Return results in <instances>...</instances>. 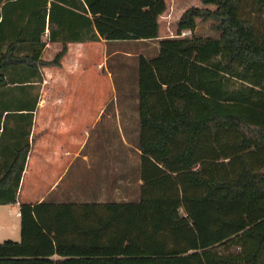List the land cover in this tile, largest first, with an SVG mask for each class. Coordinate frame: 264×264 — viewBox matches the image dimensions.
Returning a JSON list of instances; mask_svg holds the SVG:
<instances>
[{
    "label": "trees",
    "instance_id": "16d2710c",
    "mask_svg": "<svg viewBox=\"0 0 264 264\" xmlns=\"http://www.w3.org/2000/svg\"><path fill=\"white\" fill-rule=\"evenodd\" d=\"M201 2L155 57L140 56L138 200L22 203L21 239L0 242V264H264V0ZM166 9L0 0V205L18 201L40 67L60 65L70 42L157 39ZM199 19L219 35H196ZM47 30L63 46L51 61ZM18 107L29 129L6 142Z\"/></svg>",
    "mask_w": 264,
    "mask_h": 264
},
{
    "label": "rangeland",
    "instance_id": "374dc122",
    "mask_svg": "<svg viewBox=\"0 0 264 264\" xmlns=\"http://www.w3.org/2000/svg\"><path fill=\"white\" fill-rule=\"evenodd\" d=\"M192 6L204 7L205 5L201 0H168V13L162 23V30L166 35L177 36V23L182 14ZM209 7L214 8V6ZM212 24L211 20L199 19L195 34L203 37L218 36L219 34L212 28ZM192 35L191 31L182 33V36L190 37ZM43 39L48 41V46L44 49L42 57L53 60L63 46L60 44L61 42L49 41L48 30ZM120 47V52L105 60L104 55L112 47H103L102 52L100 45L89 43L84 51L86 57L83 64L85 75L81 78L71 76L69 84L72 90L58 88L61 95H68L69 101H66L72 104L73 110L58 118L61 122L63 121V127L58 128L55 123L45 139L50 141L52 150L59 144L58 140L66 139L62 146L72 147L73 151L77 150V146L71 141L72 136L80 138L82 141L85 140L83 154L88 155L90 160L85 162L82 157L74 158L64 155L60 162H57L56 157L47 156L44 158L47 155V150H43L42 144H39L34 153L38 155L34 168L31 165L32 172L26 177L24 176L23 191L18 193L21 204L28 203V200L37 199L44 194L46 196L43 201L46 202L56 204L85 203L79 196L82 192L83 195L90 193L91 190L87 187H90L88 185L91 181L93 183L100 181L103 174L110 170L112 155H114V163L117 155L120 158V178H123L121 184H124L127 179V170H129L132 160L134 163L135 161L139 162L141 158L138 152L141 133L139 62L140 56L143 55L141 53L147 45L131 44ZM151 49L148 48V50ZM125 51H129L131 54H125ZM64 57L60 64L62 69L66 68L64 63L67 62V55L66 59ZM51 67L60 70L59 65H51ZM8 87L13 88L11 83H8ZM79 102L86 106L81 110L83 115L86 114V119H83L81 123H78L75 118V114L79 113L76 109ZM13 132L15 130H7V139ZM31 141L30 143L33 144V140ZM102 163L103 167H101ZM61 174L63 176L51 189L52 184ZM126 187L121 186L120 200L126 197L138 200L140 196L138 181L134 186L131 184ZM83 188H85L84 191ZM31 191L32 193H30ZM28 193L30 197H28ZM18 211V205H0V242L8 239L14 241L21 239V218L17 214Z\"/></svg>",
    "mask_w": 264,
    "mask_h": 264
},
{
    "label": "crops",
    "instance_id": "0c3cea01",
    "mask_svg": "<svg viewBox=\"0 0 264 264\" xmlns=\"http://www.w3.org/2000/svg\"><path fill=\"white\" fill-rule=\"evenodd\" d=\"M166 1L167 9L165 12L159 17V23H160V37L157 39H148V40H127V41H107L106 39L101 38L100 40L97 41H84V42H70L68 43V52H67V62L65 61L64 67L65 69H62L63 67L59 65L58 68H53L51 66H43L40 67V74L38 75L37 78H35L34 83H33V88L31 89L33 95H38V102L35 106V110L31 111L33 115V121H32V126H31V133L29 140H33V144H31V149L28 155L27 159V165L26 169L24 171L21 185H20V192L23 191V183H24V176L26 177L27 175L32 172L31 165L32 167L36 163V159L38 158L37 154L35 153L36 147L39 144H42V149L47 150V155L44 158H47V156L50 157H56L57 162H60L64 156H73L75 157H82L85 162H88L90 160L88 155L83 154V147L85 144V140H81L80 138H76L72 136L71 141L77 146V150L73 151L72 147H67L65 148L62 146L65 142L66 139H63V141L58 140V145L57 147L52 150L50 141L48 142L45 137L49 134V130L52 126H54L55 123H57L58 128L63 127V121L61 122L58 118H61V116H64L66 112L72 111V104L68 102V95L66 96L65 94L60 93L58 91L59 87H63L64 89L67 90H72L71 85L69 84V79L71 78L72 75L75 77L81 78L82 76L85 75L84 68L85 66L84 61L86 60L85 57V47L91 43V45H100V49L103 52V47H112V49L108 50L107 54L104 55V59H109L111 56L115 55L116 53L120 52L119 48L120 46L123 45H131V44H146L147 47L146 49L141 53L146 57H155L159 53V40L168 37L169 35H166L165 31L162 30V23L163 19L166 17L168 13V0ZM79 4V2L77 3ZM75 9V8H74ZM78 11V9H75ZM91 16V15H90ZM78 29L81 30L80 27ZM189 33V31H184ZM192 35V32H191ZM60 43V42H56ZM62 44V43H60ZM48 46V45H47ZM148 48H152L151 50H148ZM125 54H131L129 51H125ZM65 55V57H66ZM64 57V58H65ZM45 61H51V59L43 58ZM66 59V58H65ZM104 62V61H103ZM70 85V86H69ZM81 87V86H79ZM8 88V86H6ZM72 94V93H70ZM81 99V98H80ZM68 100V101H66ZM82 107H86L84 103L79 102L78 106H76V109L78 110L79 113L75 114L76 121L78 123H81L83 119H86V114H82L81 110ZM14 111H11V113L8 116L7 120V130H15V132L11 133L10 136H8L7 141H17L20 140V138L24 137L25 131L29 129V113L27 110L24 111H19L18 109H21L20 107L18 108H13ZM103 111V109H102ZM100 112V114L102 113ZM63 112V115L61 113ZM7 113H5L1 125L2 127L4 126V121H5V116ZM99 114V116H100ZM98 116V117H99ZM68 119V118H67ZM2 134V130L0 132ZM32 142V141H31ZM137 149V148H136ZM53 156H52V153ZM140 153L139 157L141 156L140 150H138ZM56 153V154H55ZM64 155V156H62ZM29 162V163H28ZM32 163V164H31ZM101 167H103V163L101 164ZM141 158L139 162L135 161V163L131 162L129 170H127V179L124 182V184H121V180L123 178H120V158L119 155L116 156L115 163H114V155H112V163L110 170H107L106 173L103 174L102 179L98 182L91 183L88 185L90 187H87L89 190H91L90 193L83 195L82 194L79 196L85 203H109V202H115V201H120V195H121V186L126 187L127 185L134 186L135 183L138 181L139 183V188L140 184L142 183L141 180ZM34 168V167H33ZM115 168V171H114ZM67 170V169H66ZM64 171V173L66 172ZM63 173V174H64ZM115 173V174H114ZM63 175L61 174L52 184L51 189L55 187V185L59 182ZM138 178V179H137ZM137 179V180H136ZM25 184V183H24ZM32 188H34L32 186ZM129 188V187H126ZM85 188H83L84 191ZM33 190V189H32ZM32 193V191L30 192ZM28 197H30V194H27ZM45 194L40 196L37 199L34 200H28V203L31 204H37L39 202H42L43 199L45 198ZM126 196V195H124ZM126 200L128 197L125 198ZM14 205L19 206V211L18 215L20 217V199H18L17 203ZM21 218V217H20Z\"/></svg>",
    "mask_w": 264,
    "mask_h": 264
}]
</instances>
